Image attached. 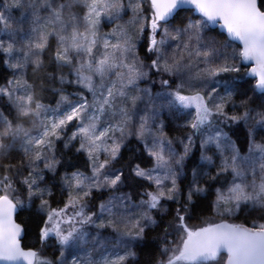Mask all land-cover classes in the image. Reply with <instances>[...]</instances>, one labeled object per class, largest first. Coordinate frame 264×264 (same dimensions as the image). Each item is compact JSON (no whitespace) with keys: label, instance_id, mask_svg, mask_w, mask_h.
I'll return each mask as SVG.
<instances>
[{"label":"snow or ice","instance_id":"6c2138e0","mask_svg":"<svg viewBox=\"0 0 264 264\" xmlns=\"http://www.w3.org/2000/svg\"><path fill=\"white\" fill-rule=\"evenodd\" d=\"M0 65V264H264V0H0Z\"/></svg>","mask_w":264,"mask_h":264},{"label":"trees","instance_id":"16d2710c","mask_svg":"<svg viewBox=\"0 0 264 264\" xmlns=\"http://www.w3.org/2000/svg\"><path fill=\"white\" fill-rule=\"evenodd\" d=\"M215 29H216L217 33L221 32L219 29H217V28H215ZM243 67L249 68L248 66H244V65H243ZM8 72H9V70L6 68V66L0 65V73H8ZM244 79L245 80H251V82L254 83V79L249 77V75H246L244 77ZM0 82H2V81H0ZM45 102L49 103V102H52V100L51 99H47ZM170 128L173 129V131H171L170 134L171 135H176L177 132L175 131V124H170ZM69 155H71V154H69ZM127 157H128V153L125 152V159L126 160H127ZM81 160H82V158H78L76 156H73L71 163H75V164H77V166H79ZM117 167H119V165H117ZM133 187H135V185H133ZM125 190H128V189L126 188ZM25 215H27V213H25ZM33 240H34V236L31 235V234L26 238V242H31ZM49 252H51V248L49 249Z\"/></svg>","mask_w":264,"mask_h":264},{"label":"water","instance_id":"95a60500","mask_svg":"<svg viewBox=\"0 0 264 264\" xmlns=\"http://www.w3.org/2000/svg\"><path fill=\"white\" fill-rule=\"evenodd\" d=\"M213 27L218 28L221 32L223 31L222 29H220L219 25H215ZM243 65L251 67V63L250 62H243ZM249 77H251V76L249 75Z\"/></svg>","mask_w":264,"mask_h":264}]
</instances>
